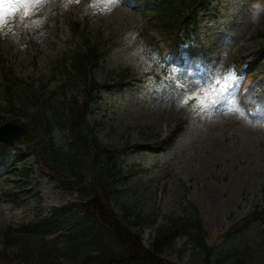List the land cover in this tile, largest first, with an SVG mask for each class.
<instances>
[{
	"label": "rangeland",
	"instance_id": "obj_1",
	"mask_svg": "<svg viewBox=\"0 0 264 264\" xmlns=\"http://www.w3.org/2000/svg\"><path fill=\"white\" fill-rule=\"evenodd\" d=\"M146 1L119 0L106 8L102 0H95L96 7L90 6L94 0H45L33 5L27 17L22 5L15 14L6 12L0 77L8 69L36 87L49 81L48 91H54L59 86L57 62L83 42L82 34L73 38L68 26L81 21L83 32L105 50L97 81L104 84L122 72L129 79L125 88L105 95L92 119L104 146L122 150L129 140L134 147L122 159L128 174L122 201L159 221L198 215L208 244L225 252L226 262H235L248 250L249 264H264V224L234 230L255 207H264V0H213V11L200 23L196 40L180 53L186 55L183 64L171 67L161 58L164 44L158 46L157 36L146 31L151 24ZM245 64L250 65L247 72L242 70ZM229 69L244 79L255 77L249 97L240 99L244 79L236 88L224 78ZM234 96L243 102V115L232 111ZM2 98L0 127L23 123ZM249 108L261 118H250ZM172 135L175 139L167 144ZM10 157L0 168V229L21 227L40 212L46 215L75 202L77 196L61 190L32 158L22 164L32 169L33 184L18 188L21 166ZM69 226L48 239H58L62 248ZM152 239L147 230L145 243ZM164 259L169 264L199 261L186 238H178Z\"/></svg>",
	"mask_w": 264,
	"mask_h": 264
},
{
	"label": "trees",
	"instance_id": "obj_2",
	"mask_svg": "<svg viewBox=\"0 0 264 264\" xmlns=\"http://www.w3.org/2000/svg\"><path fill=\"white\" fill-rule=\"evenodd\" d=\"M212 4V0H164L156 14L165 21L163 32L179 41L184 36L193 37L192 24L198 25ZM85 45L87 49L73 58L76 77L65 71L63 85L56 92L46 93L45 85V92L36 91L12 73L5 74L6 83L0 85L10 112L26 117L28 133L24 144L40 169L70 194L79 196L78 203L55 210L52 217L40 216L29 229H1L0 264H169L163 257L179 237L188 238L194 250H199L196 254L201 261L192 264H243L245 253L228 263L225 252L208 246L207 233L198 216H175L158 224L157 216L137 211V206L122 201L121 188L128 184L119 165L124 151L103 146L96 134L97 125L91 120V104L104 88L89 77L104 52L97 42ZM126 78L118 75L117 82L123 85ZM68 86H83L85 103L59 100ZM56 131L61 134L63 146L58 147L51 136ZM28 174L27 169V179ZM62 220L70 227L66 245L59 248L56 240L47 242L45 236L59 229L56 224ZM251 221L264 224V209L256 208L236 231ZM147 229L155 233L149 246L143 239ZM38 241L42 245L31 246ZM65 258L67 263L63 262Z\"/></svg>",
	"mask_w": 264,
	"mask_h": 264
},
{
	"label": "snow or ice",
	"instance_id": "obj_3",
	"mask_svg": "<svg viewBox=\"0 0 264 264\" xmlns=\"http://www.w3.org/2000/svg\"><path fill=\"white\" fill-rule=\"evenodd\" d=\"M45 2V0H0V4L8 5L9 3L15 4V8H12L8 13L15 14L19 11V6L22 5L25 10V16H29L33 10V5H39L41 3ZM77 3H79V0H76ZM106 8H110V6L118 5L119 0H102ZM67 6V5H65ZM92 7H96L97 4L94 0L93 4L90 5ZM6 20V14L0 15V31L4 28V21ZM153 59L156 60V62H159V58L153 56ZM224 78L226 80H230L233 83V86L236 88H239V85L243 83L244 77L242 75H238L234 69H229L226 73ZM219 83V81H217ZM185 104L188 103V100L184 101ZM215 103V101H213ZM232 103L235 105V107L232 109V111L237 112L241 115H243V112L245 111L243 107V102L236 96L232 97ZM201 104H205V101L201 100Z\"/></svg>",
	"mask_w": 264,
	"mask_h": 264
},
{
	"label": "water",
	"instance_id": "obj_4",
	"mask_svg": "<svg viewBox=\"0 0 264 264\" xmlns=\"http://www.w3.org/2000/svg\"><path fill=\"white\" fill-rule=\"evenodd\" d=\"M8 131L9 134L8 136H5L4 132ZM24 129L21 127H17V126H6L3 127L2 129H0V142H5V143H9V142H15L18 141L19 139L22 138L23 134H24Z\"/></svg>",
	"mask_w": 264,
	"mask_h": 264
},
{
	"label": "clouds",
	"instance_id": "obj_5",
	"mask_svg": "<svg viewBox=\"0 0 264 264\" xmlns=\"http://www.w3.org/2000/svg\"><path fill=\"white\" fill-rule=\"evenodd\" d=\"M15 4L9 3L8 5L0 4V15L9 12L12 8H15Z\"/></svg>",
	"mask_w": 264,
	"mask_h": 264
},
{
	"label": "bare ground",
	"instance_id": "obj_6",
	"mask_svg": "<svg viewBox=\"0 0 264 264\" xmlns=\"http://www.w3.org/2000/svg\"><path fill=\"white\" fill-rule=\"evenodd\" d=\"M244 87H246V85H245ZM249 96H250V94L246 91V92L244 93V96H241L240 98H243V97H249Z\"/></svg>",
	"mask_w": 264,
	"mask_h": 264
}]
</instances>
